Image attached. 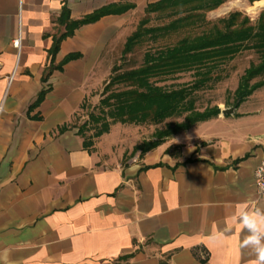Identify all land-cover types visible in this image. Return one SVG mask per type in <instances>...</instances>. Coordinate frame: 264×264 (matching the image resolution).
<instances>
[{
	"label": "crops",
	"instance_id": "crops-1",
	"mask_svg": "<svg viewBox=\"0 0 264 264\" xmlns=\"http://www.w3.org/2000/svg\"><path fill=\"white\" fill-rule=\"evenodd\" d=\"M64 1L72 20L114 3L135 8L62 41L53 66L80 58L43 83ZM158 1L0 0V264H253L237 217L264 210L253 178L264 128L246 125L257 115L220 113L124 164L85 150L74 128L59 133L108 42Z\"/></svg>",
	"mask_w": 264,
	"mask_h": 264
},
{
	"label": "trees",
	"instance_id": "trees-1",
	"mask_svg": "<svg viewBox=\"0 0 264 264\" xmlns=\"http://www.w3.org/2000/svg\"><path fill=\"white\" fill-rule=\"evenodd\" d=\"M227 1L160 0L147 5L143 12L144 17L123 44L119 64L113 66L109 79L103 86L101 99L96 107L98 113L90 114L88 121L77 128V135L83 140L85 150L92 151L93 141L108 134L114 124L159 125L168 119L184 116L183 122L169 123L164 130L156 131L155 141L144 142L136 147V151L144 155L157 148L165 139L188 131L198 123L218 117L221 113L218 107L197 111L194 94L210 82L218 81L219 75L214 76L215 71L245 51L254 52L260 61L256 65H250L240 78L234 92V107H239L254 92L264 87V80L253 83L257 78L264 77V13L260 14L254 25L240 13H231L227 18L218 21L222 28L214 25L212 29L200 35L185 36L173 46L146 51L138 68L122 70L127 57L148 40L156 41L178 32L205 27L209 24L206 14L218 9ZM246 1L253 6L262 0ZM134 8L133 4L114 3L80 19L72 20L64 1L55 21L64 31L52 39V46L47 51L51 65L44 72L42 82H47L54 70L61 71L63 66L80 58V54H69L59 65L53 66L62 41L73 37L75 31L83 26L94 24L106 16L123 15ZM151 16L166 23L149 27ZM191 72L195 77L191 84L182 85L177 89L158 86L159 83L175 76ZM47 92L48 90H42L29 110L37 108ZM69 128L63 126L59 133ZM90 131L93 133L87 135Z\"/></svg>",
	"mask_w": 264,
	"mask_h": 264
},
{
	"label": "rangeland",
	"instance_id": "rangeland-1",
	"mask_svg": "<svg viewBox=\"0 0 264 264\" xmlns=\"http://www.w3.org/2000/svg\"><path fill=\"white\" fill-rule=\"evenodd\" d=\"M249 5L250 4L246 0H228L218 9L206 14V21H208L209 24L205 27L197 28L189 32H178L159 38L156 41L148 40L138 47L132 55L127 57L122 70L138 68L142 64L143 55L146 51L173 46L185 36L200 35L203 32L212 29L214 25L222 28V25L218 24V21L227 18L231 13H240L242 17H247L251 24L254 25L260 14L264 13V8L253 11L252 8L255 5ZM245 7H247L246 10ZM143 17L144 14L142 12L136 13L132 19V24H128V26L117 35L115 39L108 42L96 68L94 69V74L87 82L88 84L86 88L88 93L83 103V107L74 115L69 124L70 128L77 130L78 127L88 121V116L90 114L98 113L96 107L101 99L103 86L108 81L113 66L119 64L121 51L126 38L136 30L137 24ZM165 23V21H161L155 16H151L149 27H155ZM259 61V57L254 52L245 51L232 61L220 66L214 73V76L219 75V80L216 82H210L205 88L194 94L196 110L202 112L206 108L213 107H218L220 110L231 108L236 109V107H234V92L238 86L239 80L243 76L244 71L247 70L250 65H256ZM194 80L195 77L193 72L184 73L175 76L168 81L159 83L158 86L167 89H177L182 85L193 83ZM261 80H264V77L257 78L253 83ZM238 109L247 115H257L251 117L246 125L249 127L257 125L259 130L264 128V87L254 92L251 97L237 108V110ZM183 120L184 116L168 119L159 125L145 124L135 126L114 124L111 126L108 134L93 141L92 150L98 151L102 160H106L109 163L122 162L124 164L134 157L138 156L141 158L143 156L140 151H136V147L144 142L155 141L154 134L156 131L164 130L165 126L169 123H181ZM92 133L93 132L90 131L87 135H91Z\"/></svg>",
	"mask_w": 264,
	"mask_h": 264
},
{
	"label": "clouds",
	"instance_id": "clouds-1",
	"mask_svg": "<svg viewBox=\"0 0 264 264\" xmlns=\"http://www.w3.org/2000/svg\"><path fill=\"white\" fill-rule=\"evenodd\" d=\"M237 219L246 232L240 246L252 250L253 264H264V210L245 209Z\"/></svg>",
	"mask_w": 264,
	"mask_h": 264
},
{
	"label": "built area",
	"instance_id": "built-area-1",
	"mask_svg": "<svg viewBox=\"0 0 264 264\" xmlns=\"http://www.w3.org/2000/svg\"><path fill=\"white\" fill-rule=\"evenodd\" d=\"M12 46L17 51V60L19 61L22 48V41L20 35H18V37L12 41ZM253 178L259 196L264 197V160H262L260 164L255 168L253 172Z\"/></svg>",
	"mask_w": 264,
	"mask_h": 264
},
{
	"label": "water",
	"instance_id": "water-1",
	"mask_svg": "<svg viewBox=\"0 0 264 264\" xmlns=\"http://www.w3.org/2000/svg\"><path fill=\"white\" fill-rule=\"evenodd\" d=\"M234 112H235V108H231V109L222 110L221 114L225 116H231L234 114Z\"/></svg>",
	"mask_w": 264,
	"mask_h": 264
},
{
	"label": "bare ground",
	"instance_id": "bare-ground-1",
	"mask_svg": "<svg viewBox=\"0 0 264 264\" xmlns=\"http://www.w3.org/2000/svg\"><path fill=\"white\" fill-rule=\"evenodd\" d=\"M263 8H264V0L256 3L252 9H253V11H257V10L263 9Z\"/></svg>",
	"mask_w": 264,
	"mask_h": 264
}]
</instances>
